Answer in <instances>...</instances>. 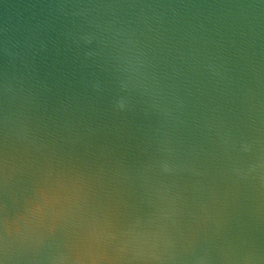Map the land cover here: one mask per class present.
I'll list each match as a JSON object with an SVG mask.
<instances>
[{
	"label": "water",
	"instance_id": "95a60500",
	"mask_svg": "<svg viewBox=\"0 0 264 264\" xmlns=\"http://www.w3.org/2000/svg\"><path fill=\"white\" fill-rule=\"evenodd\" d=\"M0 264H264V0H0Z\"/></svg>",
	"mask_w": 264,
	"mask_h": 264
}]
</instances>
